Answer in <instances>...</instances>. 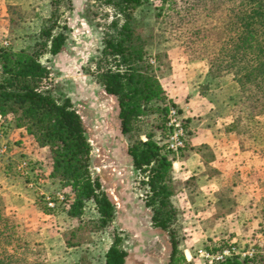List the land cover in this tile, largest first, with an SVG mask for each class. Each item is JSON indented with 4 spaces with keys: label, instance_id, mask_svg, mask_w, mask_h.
Returning <instances> with one entry per match:
<instances>
[{
    "label": "rangeland",
    "instance_id": "374dc122",
    "mask_svg": "<svg viewBox=\"0 0 264 264\" xmlns=\"http://www.w3.org/2000/svg\"><path fill=\"white\" fill-rule=\"evenodd\" d=\"M160 1L147 0L134 16L147 42L145 61L163 89V78L173 61L187 57L185 46L174 42L164 21L170 3ZM49 2L0 0V48H32L50 14ZM89 2L94 1L71 0V8L61 7L62 20L68 26L66 41L59 53L43 54L40 62L50 68L53 95L68 98L82 120L91 145L90 172L99 178L115 216L98 229L93 223L98 214L92 201L86 202L80 218L69 216L74 192L50 176L47 148L37 146L24 128L1 122V117L0 199L6 214L21 225L31 242L39 244L42 264H104L114 233L123 239L125 264H167L169 239L166 232L151 225V212L143 202L144 188L120 132L117 102L93 73L102 49V24L112 19V12L107 8L104 16L95 7L87 12ZM227 79L221 89L225 98L237 91ZM169 104L166 97L165 106ZM163 121L146 115L138 123L139 134L144 139L150 133L160 142ZM247 127L244 151L238 148L236 133H229L227 144L233 156L214 167L217 187L210 190L209 198L201 196L195 179L185 184L186 180L174 174L173 202L180 212L181 250L187 264H213L232 255L264 259V117L250 119ZM188 135L189 129L186 142ZM22 161L27 163L25 168H19ZM225 251L228 253L223 254Z\"/></svg>",
    "mask_w": 264,
    "mask_h": 264
},
{
    "label": "trees",
    "instance_id": "16d2710c",
    "mask_svg": "<svg viewBox=\"0 0 264 264\" xmlns=\"http://www.w3.org/2000/svg\"><path fill=\"white\" fill-rule=\"evenodd\" d=\"M93 1L87 3V12L94 7L104 16L105 9L112 12V19L102 24V49L93 73L105 93L117 102L120 132L144 188L143 202L151 212V225L166 232L169 239L167 264H187L181 250L180 212L173 202L175 158L150 133L143 139L138 129L146 115L164 120L166 113V97L152 66L145 61L147 42L134 16L147 0ZM164 1L170 3L164 21L174 42L185 46L187 60H205L212 78L230 75L236 83V94L230 99L232 121L225 129L236 133L239 150H246L247 122L264 117V0L160 2ZM49 3L50 14L32 48H0L1 122L24 128L37 146L47 148L50 176L74 192L67 214L80 218L86 202L92 201L98 214L93 223L99 229L112 222L115 207L99 178L90 172L91 145L79 114L68 98L53 95L50 68L40 62L43 54L56 55L63 47L68 26L60 9L72 4L71 0ZM184 122L188 133L186 118ZM162 127L163 134L164 121ZM194 179L188 178L185 184ZM122 240L120 234H113L104 264H125L127 252ZM43 261L39 244L31 242L21 225L6 214L0 199V264ZM213 264H264V259L232 255Z\"/></svg>",
    "mask_w": 264,
    "mask_h": 264
},
{
    "label": "crops",
    "instance_id": "0c3cea01",
    "mask_svg": "<svg viewBox=\"0 0 264 264\" xmlns=\"http://www.w3.org/2000/svg\"><path fill=\"white\" fill-rule=\"evenodd\" d=\"M226 78L236 87L230 75L212 78L205 60L189 62L180 58L173 61L162 82L167 101L178 106L189 129L186 147L172 163L173 172L183 180L194 177L201 196L207 198L217 187L214 167L233 156L225 128L232 121L230 99L236 92L224 97L222 84Z\"/></svg>",
    "mask_w": 264,
    "mask_h": 264
},
{
    "label": "built area",
    "instance_id": "2783aa9c",
    "mask_svg": "<svg viewBox=\"0 0 264 264\" xmlns=\"http://www.w3.org/2000/svg\"><path fill=\"white\" fill-rule=\"evenodd\" d=\"M185 117L182 115L176 105L169 104L166 107L165 113V131L159 137L160 142L163 143L168 152L177 158L180 152L185 148L187 139V127L184 122ZM27 166L26 161H22L19 164V168H25ZM47 205L52 207L54 204L48 196H45ZM228 251L223 252L227 254ZM223 258V256H219Z\"/></svg>",
    "mask_w": 264,
    "mask_h": 264
}]
</instances>
